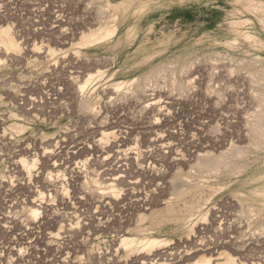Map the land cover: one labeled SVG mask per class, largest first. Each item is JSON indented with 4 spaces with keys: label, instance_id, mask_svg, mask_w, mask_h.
Listing matches in <instances>:
<instances>
[{
    "label": "rangeland",
    "instance_id": "obj_1",
    "mask_svg": "<svg viewBox=\"0 0 264 264\" xmlns=\"http://www.w3.org/2000/svg\"><path fill=\"white\" fill-rule=\"evenodd\" d=\"M0 264H264V0H0Z\"/></svg>",
    "mask_w": 264,
    "mask_h": 264
},
{
    "label": "bare ground",
    "instance_id": "obj_2",
    "mask_svg": "<svg viewBox=\"0 0 264 264\" xmlns=\"http://www.w3.org/2000/svg\"><path fill=\"white\" fill-rule=\"evenodd\" d=\"M83 89V88H82ZM81 89V90H82ZM83 91V90H82ZM204 165V164H203ZM35 219V218H34ZM136 240H133V239H124L122 242H121V245L124 246L125 248H129V247H132L134 246L136 243H135ZM139 242V241H138ZM158 242L157 241H143V245L142 247L144 249H151V248H154L155 244H157ZM135 247V246H134ZM140 247V246H139Z\"/></svg>",
    "mask_w": 264,
    "mask_h": 264
}]
</instances>
